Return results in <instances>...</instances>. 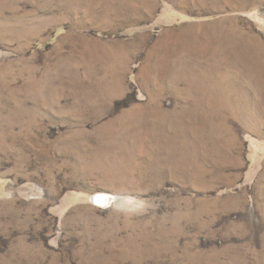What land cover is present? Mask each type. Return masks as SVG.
<instances>
[{
    "label": "rangeland",
    "instance_id": "rangeland-1",
    "mask_svg": "<svg viewBox=\"0 0 264 264\" xmlns=\"http://www.w3.org/2000/svg\"><path fill=\"white\" fill-rule=\"evenodd\" d=\"M0 264H264V0H0Z\"/></svg>",
    "mask_w": 264,
    "mask_h": 264
},
{
    "label": "bare ground",
    "instance_id": "bare-ground-1",
    "mask_svg": "<svg viewBox=\"0 0 264 264\" xmlns=\"http://www.w3.org/2000/svg\"><path fill=\"white\" fill-rule=\"evenodd\" d=\"M103 201V200H102Z\"/></svg>",
    "mask_w": 264,
    "mask_h": 264
}]
</instances>
